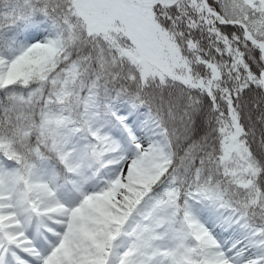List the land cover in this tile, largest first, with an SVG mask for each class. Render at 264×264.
<instances>
[{
  "label": "rangeland",
  "instance_id": "rangeland-1",
  "mask_svg": "<svg viewBox=\"0 0 264 264\" xmlns=\"http://www.w3.org/2000/svg\"><path fill=\"white\" fill-rule=\"evenodd\" d=\"M38 1L65 16L103 75L129 80L137 94L156 81L205 85L191 76L187 56L159 22L153 4ZM219 1L225 13L264 31L258 14L264 0ZM61 44L51 17L27 23L18 48L0 55V84H15L27 68H42ZM218 67L214 63L215 74ZM66 75L72 77V70ZM82 116L87 126L63 106L44 116L41 140L58 149L71 172L62 176L45 158L28 174L33 193L21 187L17 163L0 153V264H264V256L253 262L262 252L253 239L256 230L264 240L260 165L231 96L229 114L220 120L213 181L197 187L186 202L173 186L159 196L150 194L173 157L167 129L150 108L136 99L103 105L91 95ZM250 178L253 184L245 187ZM257 214L263 222L253 224ZM131 245L141 252L128 262Z\"/></svg>",
  "mask_w": 264,
  "mask_h": 264
},
{
  "label": "trees",
  "instance_id": "trees-1",
  "mask_svg": "<svg viewBox=\"0 0 264 264\" xmlns=\"http://www.w3.org/2000/svg\"><path fill=\"white\" fill-rule=\"evenodd\" d=\"M207 1L227 20L244 21L264 41V31L258 32L248 19L225 13L219 0ZM152 9L159 22L175 35L189 60L193 79L204 80L205 85L186 82L185 86H176L170 80L156 81L137 94L129 80L123 77L110 80L103 75L102 65L89 52L87 44L75 39L64 15L45 8L38 0H0L1 56L8 57L18 48L23 27L31 21L49 16L62 35L60 49L42 68H27L19 82L0 84V153L17 163L23 175L21 187L29 193L33 190H29L26 182L28 174L31 169L40 168L45 158L62 176L70 173L58 149L41 140L44 116L63 106L87 126L82 113L91 95L103 105L136 99L161 120L167 129L173 157L159 185L150 194L159 196L173 186L182 202L197 187L213 181L209 177L215 172L220 156V120L229 114L231 96L244 136L259 162L257 182L264 192L263 50L246 36L241 24L223 22L203 0H178L171 6L154 3ZM258 14L264 24V7ZM220 34L227 37V42H223ZM214 63L219 64L218 74L214 73ZM68 69L72 70V77H67ZM232 205L243 209L237 203ZM251 220L253 224L263 222L258 214Z\"/></svg>",
  "mask_w": 264,
  "mask_h": 264
},
{
  "label": "water",
  "instance_id": "water-1",
  "mask_svg": "<svg viewBox=\"0 0 264 264\" xmlns=\"http://www.w3.org/2000/svg\"><path fill=\"white\" fill-rule=\"evenodd\" d=\"M140 3H147V4H152V3H161L163 5L166 6H171L173 4H175L178 0H136ZM205 5L210 8L211 13H213L216 16H220L222 18L223 22H230V23H238L241 24L244 29H245V34L247 37H249L251 40H253L254 42H256L260 48L263 50L264 52V41H262L261 39L257 38L252 31L250 30V28L247 26V24L245 22H243L240 19H232V20H227L221 13L219 10H217L216 8H211L208 1L207 0H203ZM254 180L252 178H250L245 184V187H250L253 184Z\"/></svg>",
  "mask_w": 264,
  "mask_h": 264
},
{
  "label": "bare ground",
  "instance_id": "bare-ground-1",
  "mask_svg": "<svg viewBox=\"0 0 264 264\" xmlns=\"http://www.w3.org/2000/svg\"><path fill=\"white\" fill-rule=\"evenodd\" d=\"M155 122H156V119H153ZM158 124V123H157ZM245 222H247L246 220H245ZM248 224V223H247ZM248 227V226H247ZM249 228V227H248ZM251 230V229H250ZM257 231H259V229L258 230H256L255 231V235H254V237H253V239L255 240V242H256V244H257V246L259 247V248H261V255H258L257 257H255L254 258V261L253 262H255V261H257V260H259V259H262V257L264 256V240H263V238H261L260 237V235L257 233ZM136 245V244H135ZM134 245H131V248H132V250H129V253H128V255H127V257L125 258V260H128V262H129V260L130 259H132L133 257H135L137 254H138V252L140 251L141 252V250H137V247H133ZM71 247V246H70ZM140 248V247H139ZM138 248V249H139ZM142 249V248H141ZM262 256V257H261ZM137 258V257H136ZM135 258V259H136ZM132 261V260H131ZM262 261L264 262V260L262 259ZM127 262V261H126ZM251 262V261H250ZM46 264V263H45Z\"/></svg>",
  "mask_w": 264,
  "mask_h": 264
}]
</instances>
